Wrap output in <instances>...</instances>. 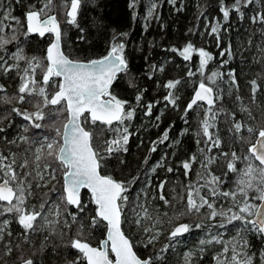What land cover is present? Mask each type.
<instances>
[{
    "label": "trees",
    "instance_id": "1",
    "mask_svg": "<svg viewBox=\"0 0 264 264\" xmlns=\"http://www.w3.org/2000/svg\"><path fill=\"white\" fill-rule=\"evenodd\" d=\"M150 1L135 0L133 8L129 7L133 0H83L75 24L67 23L65 16H58L62 26L64 51L75 60L98 59L107 55L112 45H124L123 55L128 67L125 72L118 74L110 92L117 99L127 101L126 109H134V116L125 121L124 125L114 123L108 126L89 121L85 126L93 133L95 149L101 152L105 149L106 141L116 136V128L126 126L131 133L125 146L127 151L106 155L100 169L103 174L122 181L129 187L126 193L129 200L124 206L123 228L141 257L151 256L155 264H186V256L188 264H217V257L230 262L232 244L237 238L235 228L244 226L239 221L228 224L226 218L221 217L210 220L207 206L199 212L188 213L187 189L189 185L200 187L215 176L221 178L222 192L234 190L236 173L228 172L226 167L231 159L230 153L235 151L241 157L250 143L255 142L260 128L264 127V25L251 21L252 16L264 13V0H253L246 7L242 5L243 16L241 12L233 11L227 21L220 8H230L233 0H175V3L171 0H156L152 16L147 17L146 9ZM44 2L45 0H0V20L10 24L9 21H13L11 17H15L19 21L10 35V38L15 36L11 41L14 43L0 48V55L4 52L7 57V53L18 49L23 50V53L19 52V56L26 57L17 60L11 58L6 66L18 67L10 72L5 73L0 68V84L5 86V90L0 91V128L3 129L0 131V153L10 158L15 154L16 163L13 167L16 172H21L22 169L27 172L34 168L37 163L34 157L36 141H40L45 135L54 137L56 132L49 125L55 123L56 127H60L63 121V117L57 118L54 107L49 106L44 108L48 114L46 118L37 121L44 127L36 129L11 111L13 107L24 110L22 105L15 103V100L5 103L3 99L18 94L20 78L25 75V69H30L28 62L33 57H40L41 62L47 63L44 58L52 34L48 33L44 37L26 34L25 21L26 12L33 6L37 9L42 7ZM5 6H8V10L10 8L8 20L3 19V13L8 11ZM217 24L220 25L219 30L211 33V28ZM17 37L20 38L19 41ZM18 42L21 43L14 49ZM189 43L193 45V51L190 59L184 60L180 53ZM201 48L213 56L204 70V76L210 75L212 71L224 73L223 79L218 80L214 86L216 94L222 99L216 102L219 112L215 127L210 130L219 137L221 144L211 151L208 150L209 145L204 142L206 138L201 131V120L207 105L200 102V107H194L187 113L184 111L198 83L204 79L198 71V50ZM221 52H225V55L221 56ZM224 60L227 63L221 67ZM230 70L234 71L236 85L231 84L227 75ZM35 71L36 80L41 81L43 69L37 68ZM189 71L194 75L189 76ZM54 79L59 82L61 78ZM253 79L260 85L255 100L252 98L250 85ZM169 81L180 83L170 90L165 87ZM169 91L179 97L175 105L164 99ZM137 95L142 96L140 102L136 101ZM30 100H33L30 104L35 105L41 98L30 97ZM149 104L153 105L151 115L146 114ZM235 122L245 126L241 134L231 130ZM247 127H252L255 131L248 133ZM165 132L168 133L166 140ZM240 135L250 143L242 142ZM152 148L156 150L151 151ZM222 153H229V156L225 157ZM192 157L195 160L191 162V169L185 175L182 162L191 161ZM25 160L28 161V166L22 168ZM9 162L11 160L5 161ZM236 164L238 169L243 166L240 160ZM168 168H172V171L169 172ZM2 179L3 176L0 175V180ZM27 181L33 185L38 183L34 176L27 177L26 183ZM161 182H164L163 194L169 201L167 205L159 199ZM62 184L61 174L58 190L53 191L59 197ZM42 191L41 187L33 189V194L26 199L27 210L33 206L38 210L39 204L45 199ZM201 195H208L218 211H227L232 207L230 197H211L206 187L201 189ZM251 195L253 193H250V197ZM237 199L243 201L242 196L238 195ZM47 201L43 215L47 216L50 223L38 220L37 223L41 225L39 230L27 235L14 219V214L0 215V222L9 221L5 227L4 239L0 240V264H19L26 259H32L34 264H67L78 255L76 250L68 246L69 241L76 236L77 229L81 232V239L93 245H99L106 237L104 224L98 228L91 225L96 205L88 190L82 192V201L87 207L83 213L77 214V221L71 228L65 224L58 225L64 214L59 210L60 215H57V209L50 205L51 199ZM137 205H143L151 219L146 218L143 209ZM67 211L76 210L69 206ZM233 211L238 209L233 208ZM137 212L140 213L139 217ZM137 218L141 219L139 225L134 223ZM158 219L161 223H157ZM169 219L172 223L168 222ZM65 220L71 221V217H65ZM181 222L192 225L191 230L169 242L167 237L170 230ZM220 223L226 226L219 227ZM196 224L203 227L196 228ZM145 228L151 229L152 233H161L158 240L148 247H144L142 243L147 235ZM8 232H11V236L7 235ZM246 235L250 245L248 253L252 255L253 264H262L264 239L253 232H247ZM211 236H217L220 242L200 243L202 240H209ZM166 244L169 245L167 251L161 252ZM225 246L229 248L227 253L224 252ZM7 248L12 251L9 253ZM19 258L21 260L17 261Z\"/></svg>",
    "mask_w": 264,
    "mask_h": 264
},
{
    "label": "snow or ice",
    "instance_id": "2",
    "mask_svg": "<svg viewBox=\"0 0 264 264\" xmlns=\"http://www.w3.org/2000/svg\"><path fill=\"white\" fill-rule=\"evenodd\" d=\"M175 3V0H171ZM83 0H65L61 7L66 8L65 18L69 24H75L77 15L81 8ZM253 3V0H233L231 7L222 6L220 11L223 13L225 21L229 19L230 12H241L242 5L248 6ZM8 7V6H5ZM135 7V0L129 5ZM156 4L153 3L148 15L152 16ZM53 12V0H45L43 6L35 8L33 6L26 14V34H38L44 37L46 33L54 34V41H52L46 49L45 60L46 64L41 61H36L32 67V72L37 68L43 69L42 80L37 81L35 78H29V69H25V75L22 76L21 83L17 89L18 95L3 98L5 103H11L15 100L17 103H33V100H28L27 97H40L41 100L36 102L37 111L28 112L21 108L13 107L12 112L21 116L25 121H28L36 129L44 127L37 121H43L46 118L44 108L53 106L57 118L63 117L60 127H56L55 123L49 125L52 127L56 136L60 137L57 140L55 137L45 135L41 141H36L40 147L36 150L35 161L42 159L40 153L46 151L48 157L52 158L51 163H44L43 168L52 169L50 176L51 180L57 179V172H60L63 177V184L59 200L64 206L67 216L71 217V221L65 220L66 227L71 228L72 224L77 221V214L83 213L87 207L81 199V190L87 189L91 193V200L96 205L95 214L91 218V225L99 227L101 224L105 225L107 237L99 243L98 247H93L88 242H83L81 239V232L77 229L76 236L69 241V247L76 250L78 255L69 260L67 264H155L153 257L141 258L133 250L134 244L132 240L122 230V224L125 222L124 206L128 203L129 197L126 193L129 187L122 181H116L111 176L101 175L100 168L102 161L106 155L119 151H127L125 147L131 133L128 127L116 128V136L106 141L105 149L103 152L95 149L92 145L93 133L87 130L86 124L90 121L92 124L100 122L101 124L112 126L115 123L124 125L125 121L130 120L134 116V109H126L127 101H121L111 94L109 91L114 79L121 72L127 70V61L123 55L124 45L122 43L114 44L111 46L110 51L102 59L92 60L87 63H81L69 59L61 48L62 29L57 15L51 14ZM10 17V8L3 13V19L8 20ZM15 20V17H11ZM252 23H259L264 25V13H257L251 17ZM220 25L217 24L211 28V33H217ZM3 30V25L0 24V31ZM15 39V36L12 38ZM10 43L9 40L0 38V48ZM193 51V45L189 43L181 51L184 60L190 59V53ZM227 51V50H226ZM198 55L200 57V67L198 71L204 76V70L208 66V62L213 60V56L205 49H199ZM225 52H221V56ZM231 56V52L228 51ZM17 59H24L23 56L17 55ZM35 59V58H34ZM224 60L221 64H226ZM18 65H8L3 68L5 73L10 72ZM189 76L194 75L191 71ZM231 84L236 85V76L234 71L230 70L227 73ZM62 78L57 82L54 78ZM224 73L221 71H212L210 75L204 76L198 83L194 90V95L190 102L187 103L185 113L200 107V102L207 105L204 116L201 120V131L205 137V143L209 145L208 150L211 151L213 147L219 148L221 140L215 136L211 129L215 127L217 113L219 109L216 107V102L222 97L216 94L214 86L217 81L223 79ZM180 81H169L165 87L168 89L176 88ZM252 98L255 100L256 93L260 88L257 80L250 81ZM51 89V91H49ZM5 86L0 84V91H4ZM166 101L175 105L179 97L175 96L172 91H169L164 97ZM239 99V97H237ZM142 100L141 95L136 96V101ZM153 105L147 106V115H151ZM247 111V109H242ZM251 116V113L248 112ZM159 119V117H157ZM245 126L240 122H235L232 129L235 133L241 134ZM62 129V131H61ZM0 131H3L0 128ZM248 133H253L255 129L247 127ZM168 138V133H164V139ZM244 143H250L240 135ZM163 142V141H161ZM152 148L151 151H155ZM225 157L229 153H222ZM231 159L227 163V169L230 173H236L238 179L236 180V188L232 191H219L218 185L221 183L220 177L213 176L206 184L200 187L189 185L187 189V212H199L201 208L207 206L210 210L209 219L215 220L217 217L226 218L228 224L239 221L244 227L237 231L236 244L231 248L230 262L222 261L219 257L216 258L217 264H253L252 255L245 249L250 247L249 241L246 239L247 232H253L257 236L264 239V127L260 128L258 137L255 143H250L246 149V155L242 158L237 155L235 151L230 153ZM243 159L245 167L238 169L236 162ZM5 163V161H9ZM191 161L182 162V167L185 170V175L191 169ZM147 162V161H146ZM258 162V163H257ZM16 163L15 154L10 158L0 153V173L3 174V182L0 183V202H6V207L0 206V215L4 213L14 214V219L23 229L24 234L29 232H36L41 225L37 223L38 220H43L45 223H50L47 216L43 215L45 212V205L47 199H44L38 206H33L30 210L26 209L27 196L33 194L34 188H39L40 184L33 185L27 181V176L31 173L25 174V179H20L13 165ZM28 161L25 160L21 165L22 168H27ZM41 167L37 164V168ZM169 172L172 168L167 169ZM41 180L44 179L39 171L36 172ZM46 186V185H45ZM207 188L211 197L224 196L230 197L232 200V207L227 211L216 209L213 202L210 201L208 195H201V189ZM161 194L159 199L165 205L169 204L163 194L164 182L159 185ZM52 191H55L53 186ZM250 193H253L250 197ZM48 196L47 193L44 194ZM242 196L243 201L237 199V196ZM183 199V197H181ZM15 201V203H14ZM251 201H260L259 204ZM60 204L55 207L57 215H60ZM76 211H67L68 207ZM143 209L144 216L151 219L147 209L143 205H137ZM237 208L238 211H233ZM231 213V215H229ZM184 213H181L183 215ZM137 217L140 213H136ZM167 214L165 213V216ZM169 223L172 220L169 219ZM134 223L139 225L141 219H135ZM157 223H161L158 219ZM0 240L4 239L5 227L9 224L8 220L0 222ZM219 227H225L224 223H220ZM196 228H201L203 225L196 224ZM192 225L181 223L172 228L167 237L171 242L178 237L188 233ZM147 234L142 241L144 247L152 245L158 240L159 231L152 233L149 228L144 229ZM11 236V232L7 233ZM220 242L217 236H211L207 241L202 240L200 243ZM7 247V246H6ZM169 245L161 248V252L167 251ZM237 248L241 250L238 251ZM10 253L11 248H7ZM224 252H229L228 246L224 247ZM190 255V254H189ZM262 256V264H264V253ZM159 259V254L157 255ZM186 264H188V257L186 256ZM23 264H34L32 259L23 261Z\"/></svg>",
    "mask_w": 264,
    "mask_h": 264
},
{
    "label": "rangeland",
    "instance_id": "3",
    "mask_svg": "<svg viewBox=\"0 0 264 264\" xmlns=\"http://www.w3.org/2000/svg\"><path fill=\"white\" fill-rule=\"evenodd\" d=\"M64 3H65V0H53V12L57 13V15L60 16V17H62V18L65 16V13H66V10H67L66 8L61 7V5H63ZM153 3H155V4L157 5V1H156V0H151V1L149 2V5H148V7H147V9H146V16H147V17H149V15H148L149 8H150V6H151ZM6 10H8L7 7H6ZM61 14H62V16H61ZM64 18H65V17H64ZM9 23H10V24H7L5 21H4V23H3V21L0 20V24L3 25V30L0 31V38L5 37L6 40H9L10 43L13 44L14 42H11L13 39H12V37L10 38V35H11V32H13V31L16 29V27H17L19 21H17V19H15V20H13V21H9ZM19 39H20V38L17 37V40H18V41H19ZM20 43H21V42L16 43L15 46H14L13 48L15 49V48L17 47V45L20 44ZM8 44H9V43H8ZM5 46H7V44H6ZM19 52H20V53H23V50H20V51H19L18 49H17V50L15 49V51H13V52H11V53H7V57L5 56L6 53L3 52V53L0 55V68H4L7 64H9V60H10L11 58L17 60L16 57H17V55H19ZM4 56H5V57H4ZM24 58L26 59V57H24ZM34 58H35V59H34ZM39 58H40V57L35 56V57H33V58L31 59L30 62H28V64L30 65V69L28 68V69H29V78H35V79H36V76H35V72H36V71L32 72V67H33V65L36 63V61H41V59H39ZM42 63H43V62H42ZM36 70H37V69H36ZM13 95H18V94H13ZM27 99L30 100V97H27ZM14 102L17 103L16 101H14ZM19 104H20V103H19ZM20 105H22V107L24 108V110H26V111H28V112H33L34 110L37 111V108H36V106H35L36 104H35V105H34V104L32 105V104H30V103H24V104H20ZM27 122H28V121H27ZM24 130H25V129H24ZM25 131H26V130H25ZM61 131H62V129H61ZM54 135H55V134H54ZM21 137H22V135H21ZM54 137H55L57 140L60 139V137H58V136H56V135H55ZM42 139H43V138L40 139L41 142H42ZM172 144H173V143H172ZM39 147H40V144H39V143H36V144H35V147H34L35 155L37 154V153H36V150H37ZM46 151H47V150L45 149V151H44L43 153H40L42 159L40 160V163H38L39 161H35V162H37V163L35 164V166H34V168H33L32 170H29V169H28L27 172H25V171H23V169H22V171H21V172L18 171L17 174H18V176L20 177V179L23 180V176H25L26 173H31L32 175L27 176V177H28V178H31V177L34 176V178L38 180V183L40 184V187L43 189V191H42L43 195H44L45 193L48 194L47 197H45V196H43V197H44L45 199H47V200H50V199H51V203H50V205L54 206V208H56L55 206H56L57 204H60V205H61L60 208H59V210H61V212H63L64 216H63V220H62L61 223L58 224V225H59V226H62V225L64 224L65 217L67 218L68 216L66 215V212H65L64 206L61 204L60 200L58 199V198H59L58 194L52 191L53 186L55 187V190H56V189L58 190V187H59V177H60L61 173H60V172H57V173H56V175H57V179H56V180H51L50 173H51L52 169L49 168V169H47L46 171L44 170V168H43V164H44V163H51V162H52V158L47 156ZM35 155H34V157H35ZM244 155H246V151L243 152L241 158H242ZM240 162H241V165H243L240 169H243V168L245 167V164H244L243 159H241ZM37 164H40V165H41V167H40L39 169L37 168ZM37 171H39V172L41 173V175H43V177H44L43 180H41V179L39 178V176L36 175V172H37ZM152 171H153V170H151V172H152ZM0 175L3 176V174H1V173H0ZM235 179H236V180L238 179V175H237V174H236V176H235ZM227 183H228V182H227ZM36 184H37V183H36ZM45 185H46V186H45ZM146 185L148 186V182L146 183ZM222 188H223L222 183H220V184L218 185V189H219V191H221ZM54 193H55V196H53ZM28 197H29V196H27V199H28ZM0 203H1V202H0ZM14 203H15V201H14ZM1 204H2V203H1ZM257 204H259V201H258ZM2 205H3V207H6V206H7V205H4V204H2ZM240 228H242V227L240 226V227L235 228L236 237H237V231H238ZM68 236H69V235H68ZM246 239L248 240V236H247V235H246ZM235 244H236V240H235V243H233L232 245L234 246ZM237 250L240 251L241 249H240V248H237ZM245 251L248 252V249H245ZM16 260H17V261H20L21 259L19 258V259H16ZM17 261H15V262H17Z\"/></svg>",
    "mask_w": 264,
    "mask_h": 264
},
{
    "label": "water",
    "instance_id": "4",
    "mask_svg": "<svg viewBox=\"0 0 264 264\" xmlns=\"http://www.w3.org/2000/svg\"><path fill=\"white\" fill-rule=\"evenodd\" d=\"M80 11V10H79ZM28 12V11H27ZM27 12H26V14H27ZM26 14H25V17H26ZM51 14H55V15H57L56 13H51ZM78 15H79V13H78ZM78 15H77V17H78ZM57 18H58V15H57ZM58 20H59V18H58ZM60 21V20H59ZM60 26H61V23H60ZM61 29H62V27H61ZM47 34V33H46ZM36 35H38V34H36ZM52 41H54V34H53V39H52ZM51 41V42H52ZM49 46V45H48ZM61 48H62V50H63V52L65 53V55L69 58V59H71V60H73V61H78V62H81V63H87V62H89V61H92V60H97V59H92V60H89V61H84V60H75V59H73V58H71L65 51H64V48H63V42H62V39H61ZM103 58V57H102ZM102 58H98V59H102ZM127 67H128V63H127ZM118 76V75H117ZM117 78V77H116ZM116 78L114 79V81H113V83H112V85H111V87H110V89H109V91H111V89H112V87H113V85H114V83H115V80H116ZM62 79V78H61ZM193 95H194V92H193V94H192V97H193ZM192 99V98H191ZM125 108H126V106H125ZM115 123V122H114ZM87 130H89V129H87ZM90 132H92L91 130H89ZM258 137V136H257ZM257 139V138H256ZM256 141V140H255ZM255 143V142H254ZM92 145H93V142H92ZM93 147H94V145H93ZM95 148V147H94ZM100 174L101 175H105V174H103L102 172H101V169H100ZM106 176H109V175H106ZM114 179V178H113ZM114 180H116V179H114ZM117 181V180H116ZM3 182V180H0V183H2ZM84 190H87V189H82L81 190V199H82V192L84 191ZM2 203H5L6 204V202H2ZM181 223H186V224H189V223H187V222H181ZM181 223H179V224H181ZM178 225V224H177ZM176 225V226H177ZM122 230L124 231V228H123V224H122ZM125 232V231H124ZM125 234H126V232H125ZM186 234V233H185ZM184 234V235H185ZM127 235V234H126ZM128 236V235H127ZM183 236V235H182ZM106 237H107V232H106ZM106 237L104 238V239H106ZM129 237V236H128ZM130 238V237H129ZM103 239V240H104ZM131 239V238H130ZM132 240V239H131ZM83 242H88V241H86V240H82ZM133 242V241H132ZM88 243H90V242H88ZM91 244V243H90ZM93 247H98L99 245H93V244H91ZM136 253H137V255L138 256H140L139 254H138V252L136 251V249H135V247H134V249H133ZM141 257V256H140ZM142 259H143V257H141ZM27 260V259H26ZM24 261V260H23ZM23 261H21L19 264H23Z\"/></svg>",
    "mask_w": 264,
    "mask_h": 264
},
{
    "label": "bare ground",
    "instance_id": "5",
    "mask_svg": "<svg viewBox=\"0 0 264 264\" xmlns=\"http://www.w3.org/2000/svg\"><path fill=\"white\" fill-rule=\"evenodd\" d=\"M258 263V262H257Z\"/></svg>",
    "mask_w": 264,
    "mask_h": 264
}]
</instances>
